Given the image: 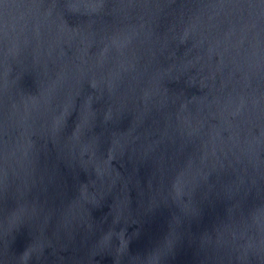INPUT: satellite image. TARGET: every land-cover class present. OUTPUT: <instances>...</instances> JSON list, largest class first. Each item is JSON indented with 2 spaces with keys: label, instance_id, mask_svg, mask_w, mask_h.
<instances>
[{
  "label": "water",
  "instance_id": "obj_1",
  "mask_svg": "<svg viewBox=\"0 0 264 264\" xmlns=\"http://www.w3.org/2000/svg\"><path fill=\"white\" fill-rule=\"evenodd\" d=\"M0 264H264V0H0Z\"/></svg>",
  "mask_w": 264,
  "mask_h": 264
}]
</instances>
